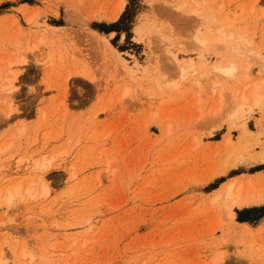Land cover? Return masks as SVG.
Wrapping results in <instances>:
<instances>
[{"label": "rangeland", "instance_id": "374dc122", "mask_svg": "<svg viewBox=\"0 0 264 264\" xmlns=\"http://www.w3.org/2000/svg\"><path fill=\"white\" fill-rule=\"evenodd\" d=\"M121 1L0 0V264H264V0Z\"/></svg>", "mask_w": 264, "mask_h": 264}, {"label": "bare ground", "instance_id": "6f19581e", "mask_svg": "<svg viewBox=\"0 0 264 264\" xmlns=\"http://www.w3.org/2000/svg\"><path fill=\"white\" fill-rule=\"evenodd\" d=\"M124 6H125V0H122L121 3L119 4V6H117V9H114V12H113V18L114 19L118 18V16L120 15V13L124 9ZM48 27L53 29V30L60 28V27H54V26H48ZM216 35H217L216 36L217 42H223L225 44H230L231 47L235 50L240 47V44L246 43V39L243 38L242 36H240V35L235 36L233 33H230L229 36H227L226 34H224L223 30L219 27L216 28ZM198 41L201 45H206L208 43V40H206L205 38L204 39L198 38ZM188 66L189 67L193 66L192 61H190ZM214 67L219 73H221L225 76H228V77H235L236 76L237 66L233 62H231V65H229V66H222L220 64H218V65L216 64ZM181 71L185 72L186 69L181 67ZM18 76H20V74L18 75L17 72L13 73L12 77L10 78L9 83L6 86L8 91L15 92L18 90L19 85L15 84V80L18 79ZM254 95H256V97H255V100L253 102V105L249 107V110H254V106H258L261 102L262 95L258 94V93H255ZM13 110H14V108L11 106V109L8 113V117H10V118L8 119L7 122H10L12 120ZM245 111L246 110L244 109V104H239L234 109V111L231 115L233 120L240 119L242 116H244ZM240 126L242 129V136L241 137L248 136L250 131L247 128L245 122H243ZM231 142H232V140H231L230 136H227L223 139V143L226 146L230 145ZM43 166L45 167L46 164L44 163ZM253 191H255V187H254V183L251 179L247 182V189H245L243 184L238 182V178L234 177V178H231L228 182H226L224 185H222L219 188V191L217 192V194L215 195L214 198L219 199L222 196L226 195V196L231 198V205L230 206H238V207L247 206V205L252 204L254 202L256 203V202H260V201L264 200V193H262V192L259 194L257 193L258 195L254 196ZM256 191H258V190L256 189ZM228 213H229L230 217L232 218L233 215H231V209L230 208H228ZM236 223H238L239 225H242L244 227L246 225H249L247 222H240V223L236 222Z\"/></svg>", "mask_w": 264, "mask_h": 264}, {"label": "trees", "instance_id": "16d2710c", "mask_svg": "<svg viewBox=\"0 0 264 264\" xmlns=\"http://www.w3.org/2000/svg\"><path fill=\"white\" fill-rule=\"evenodd\" d=\"M260 169H261V168L256 169V170H260ZM263 169H264V168H263ZM223 181H224V179H223L221 182H223ZM221 182H220V183H221ZM216 187H218V186H216ZM216 187H214V188H216ZM214 188H213V189H214ZM262 207H264V206H262ZM259 208H260V207H259ZM245 210H249V209H248V208H247V209H243L242 211H240L241 213H238L237 219H238L239 221H249L248 218H242V216H241V215L243 214L242 212L245 211ZM238 212H239V211H238ZM263 217H264V215H262V216L259 215V216L257 217V218H259L258 221H259L261 218H263ZM257 218H256V219H257ZM249 222H250V221H249Z\"/></svg>", "mask_w": 264, "mask_h": 264}, {"label": "crops", "instance_id": "0c3cea01", "mask_svg": "<svg viewBox=\"0 0 264 264\" xmlns=\"http://www.w3.org/2000/svg\"><path fill=\"white\" fill-rule=\"evenodd\" d=\"M263 222H264V217L261 220H259L258 226H260V223H263Z\"/></svg>", "mask_w": 264, "mask_h": 264}]
</instances>
